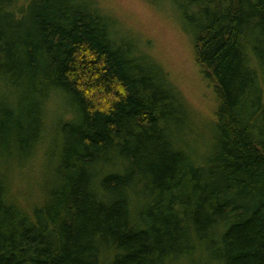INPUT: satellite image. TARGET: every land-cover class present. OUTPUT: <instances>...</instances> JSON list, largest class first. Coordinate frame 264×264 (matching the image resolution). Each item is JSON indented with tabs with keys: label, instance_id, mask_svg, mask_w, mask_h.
I'll return each instance as SVG.
<instances>
[{
	"label": "trees",
	"instance_id": "trees-1",
	"mask_svg": "<svg viewBox=\"0 0 264 264\" xmlns=\"http://www.w3.org/2000/svg\"><path fill=\"white\" fill-rule=\"evenodd\" d=\"M146 1L213 120L94 0H0V264H264V0Z\"/></svg>",
	"mask_w": 264,
	"mask_h": 264
},
{
	"label": "rangeland",
	"instance_id": "rangeland-1",
	"mask_svg": "<svg viewBox=\"0 0 264 264\" xmlns=\"http://www.w3.org/2000/svg\"><path fill=\"white\" fill-rule=\"evenodd\" d=\"M117 23L123 35L135 38L142 49L167 72L171 82L200 123L213 120L214 93L194 62L192 43L178 15L162 4L146 0H94Z\"/></svg>",
	"mask_w": 264,
	"mask_h": 264
}]
</instances>
